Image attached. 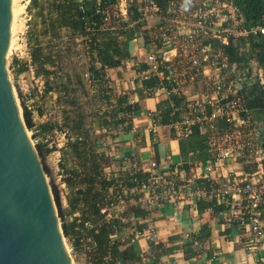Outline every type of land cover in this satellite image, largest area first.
<instances>
[{"label": "crops", "instance_id": "crops-1", "mask_svg": "<svg viewBox=\"0 0 264 264\" xmlns=\"http://www.w3.org/2000/svg\"><path fill=\"white\" fill-rule=\"evenodd\" d=\"M156 3L161 4L160 0ZM137 22L136 27L135 23L123 24L124 31H130L131 37H118L125 57L116 67L98 70L99 64H94L98 79L93 81L89 94L98 105L94 106L92 130L87 131L91 137L84 139L83 129L79 134L75 132L73 138L56 129L42 133V124H55L40 121L35 125L32 120L35 136L46 134L45 139L55 138L56 135L59 138L57 141L60 143L53 144L55 150L46 156L50 157L53 161L51 165L57 170V178L63 187L64 205L67 208L69 203L74 206L71 213L76 218L74 237L80 226L78 221H101L100 216L80 215L85 210L80 199L86 188V175H90L82 166L85 162L78 158L81 154L87 163L95 159L100 177L112 183L102 193L105 195L104 202L108 203L112 194H120L121 212L113 213L112 217L118 218L121 230L108 235L109 245L115 244L117 249L115 264H264V237L251 251L245 249L249 236L246 219L241 214L247 201H241L238 196L231 199L221 193L229 188L232 181H257L258 165L239 159L223 160L214 164L207 178H198L202 166L210 160L203 147L204 135L198 127L185 138L179 139L176 133L185 113V102L199 103L203 112H209L202 83H184L175 88L170 82L168 64L163 65L160 61V53L165 48L161 33L157 31V22L148 18L143 20L141 16ZM62 35L65 37L66 32L61 31ZM149 52L154 53L159 61L153 72L145 60ZM168 55L172 57L173 54ZM172 62L174 66V60ZM24 63L27 70L18 73L19 66ZM28 66L25 60L21 62L14 58L11 67L17 84L24 85V76L34 80ZM36 93L31 91L27 96L30 107L25 108L31 118L38 119L41 114L34 111V108H39ZM171 96L180 99V106H174ZM125 106L129 107L128 112H123ZM163 114L166 115V123L160 121ZM251 115L264 124V120L257 119L253 110ZM57 124L60 125L59 120ZM216 124L218 127L224 125L220 119ZM68 142L77 143V149H72ZM81 142L84 144L80 145ZM150 162L157 164L159 171L156 172L160 176L165 177L167 171H175V185L181 190L183 201L152 209L136 205L141 194L134 190L130 181L136 178L141 183L147 176L154 175V172L147 173L146 167ZM261 169L264 172V161ZM65 178L70 180L68 185L63 181ZM119 183L125 185L124 194ZM97 184L98 181H95L91 186L95 193L101 191ZM212 190L218 198L209 194ZM199 192H205V195L198 197ZM225 197L228 200L226 205L221 203ZM132 210H137L139 215H133ZM134 231L141 233L138 239L133 238ZM88 256L91 264L108 262V259L99 256L97 250L94 255Z\"/></svg>", "mask_w": 264, "mask_h": 264}, {"label": "built area", "instance_id": "built-area-1", "mask_svg": "<svg viewBox=\"0 0 264 264\" xmlns=\"http://www.w3.org/2000/svg\"><path fill=\"white\" fill-rule=\"evenodd\" d=\"M156 1L136 0V4L143 20L148 18L157 22V31L161 33L165 48L160 53V61L163 65L168 64L166 68L170 70V82L175 88L184 83L201 82L205 102L210 107L209 112L205 113L199 103L185 102V113L176 133L179 139L185 138L191 133V127L197 126L204 135L210 160L202 166L198 178H207L214 164L223 160L239 159L258 165L257 181H232L229 188L221 192L231 199L238 196L241 201H247L241 217L246 219L249 236L245 249L251 251L264 237V172L261 169L264 161V124L252 117L243 84L256 81L258 86L264 88V69L256 62L249 44L252 36L264 38V13L257 24L246 28L233 0H160V5ZM127 2L115 0L102 10L101 31H116L126 19ZM229 46L236 48L238 55L247 56L248 60L245 63L228 62L224 48ZM169 53L173 54V58ZM145 60L150 71H155L159 64L156 55L149 52ZM81 76L83 84L90 88L94 81L90 74L85 71ZM218 119L223 122V127L217 126ZM31 141L33 145L38 143L34 137ZM146 169L147 173L154 172V175L147 176L141 183L136 178L130 181L134 190L141 194L136 200L137 206L145 205L152 209L183 201L182 192L175 185V171H167L168 175L160 176L154 162L148 163ZM119 188L124 194L125 185L119 183ZM209 194H215L213 196L218 198L213 190ZM204 195L205 192L197 194L198 197ZM226 197L221 201L225 205L228 203ZM119 200L120 194L114 193L109 202L99 208L101 221H78L80 226L75 240L86 254L94 255L97 250L90 233L96 232L102 222L110 223L113 213L121 212ZM140 235L134 231L133 238L138 239Z\"/></svg>", "mask_w": 264, "mask_h": 264}, {"label": "trees", "instance_id": "trees-1", "mask_svg": "<svg viewBox=\"0 0 264 264\" xmlns=\"http://www.w3.org/2000/svg\"><path fill=\"white\" fill-rule=\"evenodd\" d=\"M127 13L124 22L120 23L116 31H101V19L102 10L112 5L115 0H41L39 5L38 0H28L26 11L31 17V24H38L39 29L34 25V28L26 35V46L28 48L29 63L34 68V74L48 76L52 74L48 69H52L55 65L56 55H52L51 51L46 53L42 47V42H45L47 48L56 47L59 40L62 39L61 31L66 32L67 39H77L81 45L82 53L86 57L87 68L86 71L90 74L93 80L98 79L97 71L94 70V64H99L98 70L110 67H116L119 64L120 59L125 57V51L118 43L119 36H124L126 39L131 37L130 31H124V23H135V27L139 22L140 10L136 4V0H127ZM234 4L238 7L243 19V25L248 28L257 24L261 15L264 13V0H233ZM251 51L258 65L264 69V38L263 36H252L249 39ZM46 49V48H45ZM49 50V49H48ZM224 55L227 61L230 63H245L248 58L245 55H238L236 48L231 46L224 48ZM14 59L12 60V64ZM27 70V64H21L17 70L18 73H22ZM39 73V74H38ZM66 83H69L67 77H65ZM244 91L246 92L247 107L253 110L257 119L264 120V88L258 86L257 82H245L243 84ZM66 88H64L65 90ZM51 91L50 88L47 92ZM65 93V92H64ZM63 93V94H64ZM174 106H180L181 101L175 96H171ZM22 118L26 129L33 127L31 114L26 110L25 106H22ZM129 107L125 106L123 112H128ZM167 115V113H166ZM165 114L161 117V123H166ZM83 118L77 116L75 121L71 122L73 133H81L80 129L83 127ZM66 125V124H65ZM64 125V126H65ZM197 126L193 127L191 133ZM56 129L60 131V127L42 124L40 130L42 133H48ZM35 136V134L33 135ZM84 139H88L85 134L82 136ZM81 140V139H80ZM70 143V142H68ZM84 144L83 142L79 143ZM72 149H77V143H70ZM36 153L38 157L43 154H48L55 150V147L44 149L41 144H36ZM204 150L206 146L203 144ZM83 149V148H82ZM79 154V153H78ZM78 158L85 159L81 154ZM98 164L95 159L90 160L88 169L90 175H86V188L82 193L81 201L85 205V210L80 212V215L86 214L88 217L99 216V208L106 204L104 202L105 195L102 194L106 188L111 186V182H108L100 177L98 174ZM45 172V168L43 167ZM72 174L70 173V176ZM64 183L69 184L70 180L65 178ZM98 181L100 192H93L91 189L92 182ZM52 194L57 209V217L60 221V229L63 237H74V228L76 218L71 217L70 222L65 223L64 214L61 212L60 204L57 194L53 191ZM74 206L71 203L68 204V212L71 215ZM137 210H132L133 215H139ZM118 218H113L110 223L102 222L96 232H91L90 236L97 245V252L100 257H105L108 262L105 264H115L117 262V249L115 244L109 245L108 235L112 232L121 230V225L117 222ZM74 244L77 242L74 240Z\"/></svg>", "mask_w": 264, "mask_h": 264}, {"label": "water", "instance_id": "water-1", "mask_svg": "<svg viewBox=\"0 0 264 264\" xmlns=\"http://www.w3.org/2000/svg\"><path fill=\"white\" fill-rule=\"evenodd\" d=\"M11 0H0V264H72L6 71Z\"/></svg>", "mask_w": 264, "mask_h": 264}, {"label": "rangeland", "instance_id": "rangeland-1", "mask_svg": "<svg viewBox=\"0 0 264 264\" xmlns=\"http://www.w3.org/2000/svg\"><path fill=\"white\" fill-rule=\"evenodd\" d=\"M11 1L15 8H17L18 13L11 30V48L9 55L6 58V71L10 85L13 89L14 98L21 114L23 110L22 106L30 107L28 103L30 98L27 97L28 94H30L31 91L36 93V90H38L36 97L38 98L39 108H34V111L35 113L40 112L41 116H39L38 119L32 117L35 125L40 121L53 123L55 126L60 127L61 132H66V134H69V136L73 138L74 133L72 130L69 131L68 128L71 127V122L75 121L77 116H81L83 118V134H85L87 138L88 136L91 137L87 131L92 130L91 124L93 123V119H95L94 106L98 105V102H95L93 101V98H90L89 87L85 86L82 81L81 75L86 71L87 63L86 57L82 53L80 43L77 39H67L66 35L64 37L63 35L61 36V34L59 36L63 37V39L57 42L56 47L47 48L44 44L45 42H42V47L45 53L46 51H51L53 56L56 55V58L54 59L56 63L52 69H48L52 74H49L48 76H36L34 74V68L29 63L28 48L25 43L26 35L35 25L31 24L32 19L26 11L28 0ZM38 1V4L41 5V0ZM35 27L39 29L38 24H36ZM14 58H18L21 62L24 60L28 62V70L33 74L35 81L27 79L24 76L22 78L23 86L15 82L11 67ZM28 73L29 71H27V75H29ZM65 77H67L69 83H66L67 81ZM49 88L51 91L47 92ZM64 88L66 89L64 90ZM57 120H59L60 125L57 124ZM26 131L30 138L34 137L33 128L26 129ZM45 135L46 134H40V136L37 135L34 137L39 140L38 143L41 144L43 150L50 146L52 147L53 144L58 145L60 143V141H57L59 140V138H56L57 135L55 138L51 139H45ZM46 155L47 154H43L38 158L42 167L46 170L44 174L50 186L51 193H53V188V191L58 196L60 209L64 214L63 221L68 223L72 216L69 214L68 208L64 205L63 187L60 185V179L57 178V170H54V166L51 165L53 161ZM81 162H85L82 163V166L87 170L90 162L87 163L85 159H82ZM58 223L60 225L59 219ZM63 240L72 264H91V258H89L88 254L83 252L80 247L76 248V245L74 244L75 238L73 239V237L67 236L63 237ZM69 248H72V250L69 251Z\"/></svg>", "mask_w": 264, "mask_h": 264}, {"label": "bare ground", "instance_id": "bare-ground-1", "mask_svg": "<svg viewBox=\"0 0 264 264\" xmlns=\"http://www.w3.org/2000/svg\"><path fill=\"white\" fill-rule=\"evenodd\" d=\"M17 13H18L17 8H15L13 2L11 1V30H12L13 25H14V23H15ZM10 48H11V41H10ZM9 51H10V49H9ZM9 51H8V55H9ZM6 66H7V64H6ZM8 79H9V78H8ZM9 82H10V81H9ZM10 86H11V85H10ZM11 89H12V86H11ZM12 93H13V89H12ZM13 95H14V93H13ZM65 248H66V245H65ZM66 250H67V248H66ZM67 251H68V250H67Z\"/></svg>", "mask_w": 264, "mask_h": 264}]
</instances>
